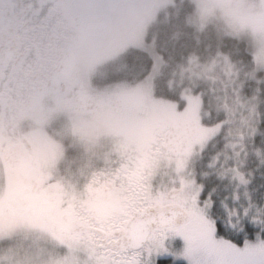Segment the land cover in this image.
<instances>
[{
  "label": "snow or ice",
  "instance_id": "6c2138e0",
  "mask_svg": "<svg viewBox=\"0 0 264 264\" xmlns=\"http://www.w3.org/2000/svg\"><path fill=\"white\" fill-rule=\"evenodd\" d=\"M128 0H0V87L39 83L117 24ZM235 87V85H233ZM150 177L144 196L92 217L86 264H264V77ZM211 144V149H209Z\"/></svg>",
  "mask_w": 264,
  "mask_h": 264
},
{
  "label": "rangeland",
  "instance_id": "374dc122",
  "mask_svg": "<svg viewBox=\"0 0 264 264\" xmlns=\"http://www.w3.org/2000/svg\"><path fill=\"white\" fill-rule=\"evenodd\" d=\"M183 1L185 0H128L129 8L117 24L93 37L69 55L61 57L55 64L53 75L48 78L52 80L60 68L64 67L63 70L70 74H67V77L80 84L84 95L103 103L109 102L110 99L123 100L131 108L125 109L124 114H106L97 126L100 135L106 137L103 144L107 155L110 151H115L117 156L124 157L133 149L136 151L131 156H136L140 164L137 166L138 163H134V166L140 169L135 178L137 193L130 194V198L113 197L116 199L112 202V209L137 203L145 194L152 172L162 171L158 167L161 158L157 152L158 146L152 144L153 152H148L147 157H142L141 151L137 152L139 146H149L155 134L175 120L177 114L191 116V112L195 110L201 117L202 124L210 123L220 114L218 109L232 107L236 95L241 91L247 92L246 85L249 80L260 78L259 70H263L264 77V0H189L194 4V10L187 15V21L195 26L196 31L203 30L208 23L213 22L228 34L245 37L253 54V67L229 55L222 57L216 54L203 59L194 53L174 63L172 67L165 66L155 39L149 41L147 34L151 24L157 21L162 11H167L174 3ZM164 18L167 21L170 19L169 15ZM177 30L175 28L174 37L177 36ZM156 34L157 30L154 31V38ZM176 42L177 37L172 45ZM130 47L144 49L153 57L149 72L140 79L102 83L110 73L107 71L108 64L121 57ZM165 67L167 88L178 92L181 100L155 94V80ZM130 70L125 64H121L119 59L114 63L115 73ZM38 85L27 83L16 87L9 86L8 89L10 95L18 99L22 97L23 92H33ZM203 99L212 105L213 114L211 110L203 107ZM179 101L183 104L180 105ZM160 120H163V124L159 123ZM71 128L72 126L65 122L63 131L65 134L69 131V134ZM82 128L83 126L79 125L78 129ZM56 134L59 132L52 130V135ZM74 138L77 144L86 141V138L81 139V135ZM89 143L96 144V147L102 144ZM130 143L133 146H129ZM46 153L50 156L55 154L53 149H48ZM55 169L56 176L59 177L58 166ZM118 171L125 173V170ZM2 188L0 181V264H86L85 237L80 238L79 242L54 240L41 230L52 227L44 221V216L35 205L29 204L18 209L14 207L13 213L4 214L2 207L6 198L2 194ZM56 204L57 208L54 206L49 211L51 217L54 215L53 218L59 214V201ZM80 215L86 218L90 214L84 210L80 211Z\"/></svg>",
  "mask_w": 264,
  "mask_h": 264
},
{
  "label": "flooded vegetation",
  "instance_id": "af4514ba",
  "mask_svg": "<svg viewBox=\"0 0 264 264\" xmlns=\"http://www.w3.org/2000/svg\"><path fill=\"white\" fill-rule=\"evenodd\" d=\"M63 69L52 80L37 83L33 92H23L18 99L10 95L9 86L0 87V181L6 198L2 212L11 214L14 207L35 205L52 227L41 229L44 233L54 240L79 242L92 217L113 210V197L130 198V194L137 193L135 178L140 164L136 156H131L136 151L133 149L124 157L117 156L115 151L107 155L103 144L106 137L100 135L97 127L106 114L131 108L123 100L103 103L84 95L80 84L68 78ZM65 122L72 126L69 134L63 131ZM159 123L163 124V120ZM79 125L84 130L78 129ZM52 130L61 137L52 135ZM195 131L191 116L177 114L175 120L160 129L162 133L155 134L149 146H139L137 152L141 151L142 157L153 152L152 144L158 146V167L162 171L154 170L151 177L156 176L161 183L168 179V165L174 153ZM80 135L81 139L86 138V144L76 143L74 137ZM89 142L102 144L96 147ZM48 149L55 154L47 155ZM56 166L59 177L54 171ZM57 201L59 214L53 218L49 211L57 208ZM84 210L90 214L86 218L80 215Z\"/></svg>",
  "mask_w": 264,
  "mask_h": 264
},
{
  "label": "trees",
  "instance_id": "16d2710c",
  "mask_svg": "<svg viewBox=\"0 0 264 264\" xmlns=\"http://www.w3.org/2000/svg\"><path fill=\"white\" fill-rule=\"evenodd\" d=\"M194 10V4L189 0L176 2L169 7L167 11L159 14L157 21L151 24V28L147 34V39L152 41L155 39L156 47L163 56L165 66L172 67L174 63L179 62L184 57H188L194 53L205 59L209 56L218 55L225 57L228 55L240 59L243 64L253 67V54L250 50L248 41L245 37L228 34L223 28L216 23H208L201 31H196L195 26L187 21V15ZM165 15H169V20H165ZM164 18V19H163ZM176 26V27H175ZM177 28V42H175L173 34ZM157 30L154 38V31ZM119 62L125 64L129 72H114V63ZM113 62L108 64L107 70L109 75L101 82L118 81L121 79L133 80L144 77L153 65V57L144 49L138 47H130L125 53ZM162 74L157 76L155 80V94L181 100L178 92L171 91L167 88L166 83V67L163 68ZM259 77L263 75V70H259ZM163 77V78H162ZM256 80H249V84H254ZM248 92V88L246 87ZM198 92V91H197ZM180 103V101H179ZM183 103H180V105ZM203 99V107L211 110L212 105ZM212 108V114H213ZM209 144V149H211Z\"/></svg>",
  "mask_w": 264,
  "mask_h": 264
}]
</instances>
